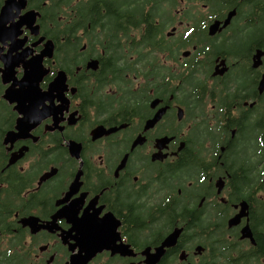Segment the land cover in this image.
Masks as SVG:
<instances>
[{"label":"flooded vegetation","instance_id":"flooded-vegetation-1","mask_svg":"<svg viewBox=\"0 0 264 264\" xmlns=\"http://www.w3.org/2000/svg\"><path fill=\"white\" fill-rule=\"evenodd\" d=\"M0 129V264H264V0H0Z\"/></svg>","mask_w":264,"mask_h":264},{"label":"water","instance_id":"water-1","mask_svg":"<svg viewBox=\"0 0 264 264\" xmlns=\"http://www.w3.org/2000/svg\"><path fill=\"white\" fill-rule=\"evenodd\" d=\"M45 53V52H44ZM43 54V53H42ZM37 65V62H36ZM29 73H27L24 78H29L27 76ZM38 76V75H37ZM36 80H39V77L36 78ZM11 89L8 88L7 91ZM5 97H7L10 101H13L15 98L12 96H9L7 93L5 94ZM17 132L15 130H9L6 133L5 136V142L13 141L16 137ZM15 160L14 155L11 156L9 163H12ZM246 212H240L236 216L232 217L230 219V224L237 223L240 220V217ZM180 229L176 228L174 231L169 233L162 244H160L158 247H156V251L154 253H151L146 261L149 262V264H155L159 256L164 252L165 245H171L174 244L177 240V237L179 235ZM243 236L252 235L251 229L248 225L243 227L242 229ZM120 238L119 231L117 230V225H111V243H101V241H94L93 239H90L88 241L83 239H78L76 241L77 245L80 246V249L77 251V253L73 254L72 257L65 263V264H89V262L95 257V255L101 251L104 247L111 248L112 254L119 252L123 255H134L135 252L133 248L130 247V244L124 243L123 241L117 242V239ZM85 242L82 247L79 244L80 242ZM106 242V241H105ZM100 244V245H99ZM94 245V246H93ZM93 246V247H92Z\"/></svg>","mask_w":264,"mask_h":264},{"label":"trees","instance_id":"trees-1","mask_svg":"<svg viewBox=\"0 0 264 264\" xmlns=\"http://www.w3.org/2000/svg\"><path fill=\"white\" fill-rule=\"evenodd\" d=\"M0 133H4V129H0ZM0 140H1V135H0ZM261 145L259 143V149H260V155L264 156V132L261 133ZM264 161V158L262 160H259L258 163H262ZM259 186L260 187H264V168L262 169V173L259 174ZM105 264H116V262L114 260L111 259V263L107 262Z\"/></svg>","mask_w":264,"mask_h":264},{"label":"rangeland","instance_id":"rangeland-1","mask_svg":"<svg viewBox=\"0 0 264 264\" xmlns=\"http://www.w3.org/2000/svg\"><path fill=\"white\" fill-rule=\"evenodd\" d=\"M103 260H105V259H103ZM94 264V263H93Z\"/></svg>","mask_w":264,"mask_h":264}]
</instances>
